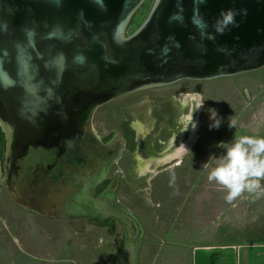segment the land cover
I'll return each mask as SVG.
<instances>
[{
  "label": "flooded vegetation",
  "instance_id": "af4514ba",
  "mask_svg": "<svg viewBox=\"0 0 264 264\" xmlns=\"http://www.w3.org/2000/svg\"><path fill=\"white\" fill-rule=\"evenodd\" d=\"M148 2L151 5L146 17L135 30L129 31L148 7ZM154 2L144 0L133 13L123 33L125 39L147 19ZM25 12L28 16L32 13L29 9ZM16 14L17 8H14L12 17L15 18ZM104 37L109 47V59L117 61V70H122L116 74L119 81L117 86H131V90L127 88L128 93L112 97L111 92L116 90H112L113 86L108 82L99 80L94 69L81 70L76 67L78 54L86 50L90 45L87 44L72 52L58 49L57 53L65 56L63 69L57 70L61 73L58 87L51 79L53 73L43 69L44 81L38 97L26 95L22 89L19 93L0 95V112L12 111V132L18 137L14 142L15 147L28 146L29 149L22 156L12 152L17 159L15 176L11 179L4 167L6 135L0 127L3 138V143L0 141V192L21 211L57 219L73 207L75 211L71 209L66 216L72 222L115 226L129 232L130 237L135 234V229L133 223L121 218V209L130 212L143 230L144 227L141 219L118 199L127 180L124 163L129 161V171L139 180L145 178L149 181L156 173L154 168L181 159L186 153L179 148L181 144L188 151L192 148V133L185 143L191 127L183 132L187 121L180 119L191 104L182 107V103L189 98L182 101L178 110L176 106L167 109L164 104L161 108L158 106L156 111L151 109L152 104L174 101L190 93L186 89L176 92L175 87L192 80L154 87L156 75L152 74L155 82L143 76V59L141 64L139 57L135 59L133 50L128 48L131 45L120 41L119 35ZM138 45L141 50L142 43ZM19 46L26 47L27 43L22 36L18 38L14 35L12 53H16ZM9 68L19 83L26 80V66L11 64ZM175 113L177 118H168L167 128L152 127L149 133L153 121L156 125L158 121L145 119L146 115ZM22 117L27 120L21 121ZM106 118L111 119L110 125L104 124ZM155 129L159 131L156 137L152 133ZM162 133L164 139L161 138ZM116 216H120L121 220Z\"/></svg>",
  "mask_w": 264,
  "mask_h": 264
},
{
  "label": "water",
  "instance_id": "95a60500",
  "mask_svg": "<svg viewBox=\"0 0 264 264\" xmlns=\"http://www.w3.org/2000/svg\"><path fill=\"white\" fill-rule=\"evenodd\" d=\"M143 1L0 0V95L22 89L26 95L38 97L43 69L53 73L51 79L58 87L61 73L57 70L63 69L65 63L58 49L72 52L87 44L86 50L78 54L76 67L94 69L99 80L116 90L111 92L112 97L128 93L131 86H117L116 74L122 70L118 71L117 61L107 55L109 47L104 36L112 34L131 45L128 48L135 59L139 57V63L143 59V76L154 81L152 74L156 75L154 87L182 80L235 77L264 69V0H155L147 19L125 39L123 33L130 17ZM28 9L32 11L30 16L25 12ZM227 10L235 14L234 22L224 27L221 35L216 25L222 19L221 12ZM14 35L22 36L27 43L26 47L19 46L16 53H12ZM138 42L142 43L141 50ZM11 64L27 67V78L23 77L26 80L19 83L15 79ZM245 94L249 96L247 89ZM0 127L6 135L4 167L12 179L17 159L12 152L22 156L29 149L14 145L18 137L12 132L11 110L0 112ZM120 214L135 229L134 235L126 237L123 253H128L132 242L139 254L144 230L130 212L121 209Z\"/></svg>",
  "mask_w": 264,
  "mask_h": 264
},
{
  "label": "rangeland",
  "instance_id": "374dc122",
  "mask_svg": "<svg viewBox=\"0 0 264 264\" xmlns=\"http://www.w3.org/2000/svg\"><path fill=\"white\" fill-rule=\"evenodd\" d=\"M150 5L151 2H148V7L129 28V31L135 30L144 20ZM184 89L190 92L188 94L193 92L200 93L204 99L203 107L194 113L196 115L195 122L197 126L195 129L191 128L190 134L186 137L185 143L188 142L191 133V138L194 136L191 143L193 145H191L192 150L185 157H180L181 160L179 161L183 162L179 167L169 169L170 164H168L167 166L154 168L156 173L153 174L152 179L149 181L145 178L139 180L132 173L133 176L129 171L131 168L128 167L129 161H126L124 169L127 180L123 184L121 193L118 194V199L141 219L145 230L144 240H146V243L152 240L168 242V244L171 242L185 243L190 240L194 243L199 241L218 243L242 238L240 236L256 239L264 238V231L260 233V230H263V220L261 218L257 217V219L251 220L247 227L242 230L245 231L244 234L240 235L238 234V228L231 226L235 225L232 216L220 219L223 212H221V209L219 211L214 201L204 202L203 220H205L206 224L203 231H197L198 225L192 224L194 222L190 221L189 216L191 214V205L194 203V197L200 192H206L207 186H209L210 192L214 191L213 189L216 186L212 182L206 185L203 184L204 179L201 178L200 166L205 162L207 156H210L212 151L216 149V146H219L223 142H232L229 139L232 135L229 129V118L231 117L233 120L238 119L240 112L247 110L248 97L244 89H252L256 95L261 92H256L255 89L260 91L264 89V69L235 77H223L203 82H184L175 87L176 92L183 91ZM187 98L190 99V95L178 97L174 101L155 103L151 105V109L156 111L158 106L161 108L164 104L167 109H173L176 106L178 110L181 107L182 101ZM209 108L216 109L218 113L217 118L221 119L219 129L209 128V125L212 123L210 113L208 112ZM191 109H193V106L189 104L188 108L183 112H188ZM177 116L175 113V115H146L144 118H150V121L151 119H157L158 121L157 125L153 121L151 128H149L150 133L152 127L164 128L166 126L167 128L168 118H177ZM115 119L119 121L117 117ZM110 122L111 119L106 118L104 124L107 126V124L110 125ZM177 127L179 128L180 125L178 124ZM158 132L155 129V132H152L153 136L156 137ZM182 136L180 135L179 137ZM196 136L197 139H195ZM161 138H165L163 133L161 134ZM156 148L159 150L158 147ZM142 152L144 154V150ZM190 161H193L192 166H196L191 168ZM174 163L176 161L172 164ZM238 206H233L231 209L234 208L236 212ZM71 209V211H75L73 207ZM70 210L65 211L57 219L37 216L19 210L16 205L11 203L0 192V264H20L29 258H31L32 263L40 264L41 259L34 257V254H38L39 252L42 255L38 256H42L45 259L62 260L63 257L66 258L67 254L71 252L67 248H64L61 254H57V251L53 249H48V253L44 252V248L58 243L55 237L56 233L54 235V232H51L52 230H56L55 226L68 225L67 228L71 230L68 232V238L66 236L64 243H70L68 239H72L74 234H77L75 235L77 238H85V230L92 229L87 223L79 224L75 221L72 222L70 218L66 217L69 215ZM192 212L196 213V210H192ZM198 217L200 216L198 215ZM175 228L180 229V231H175ZM30 230L36 231L33 232L34 235L32 236H35L37 246L43 248L39 252L37 250V253H30L33 251L26 247L27 244L32 243L29 240ZM117 237H120L118 233ZM33 240L35 239L33 238ZM59 262L57 261V263Z\"/></svg>",
  "mask_w": 264,
  "mask_h": 264
},
{
  "label": "crops",
  "instance_id": "0c3cea01",
  "mask_svg": "<svg viewBox=\"0 0 264 264\" xmlns=\"http://www.w3.org/2000/svg\"><path fill=\"white\" fill-rule=\"evenodd\" d=\"M247 90L249 92L248 98L246 97L248 101L246 106L247 110L240 112L238 119L234 120L236 127L229 128L232 133L231 137H229L231 141L244 135L264 137V89L262 91L255 89L256 92H261L257 95L252 89ZM241 116L245 117L242 118ZM224 144L229 143L223 142L219 146H216V149L212 151L210 156H207L205 162L200 166L201 178L204 179V185L209 184L207 179L208 173L211 167L215 166V162L210 161L209 168H203V165L208 163L211 157H219L225 154V148L221 146ZM191 150L192 148L189 152ZM187 154L185 153L182 158ZM179 160L181 159H175L176 163H171L169 169L181 166L183 161ZM192 162L190 161L191 168L196 166H192ZM212 183L215 184L214 182ZM261 185L264 187V180L261 181ZM216 186L213 189L214 191L211 192L209 186H207L206 192H200L194 197V203L191 205V214L189 216L190 221L194 222L192 224L198 225L197 231H203L204 225L206 224L205 220H203V208L205 206L204 202L206 201H214L219 211L221 209L223 214L220 219L232 216L235 225H229L238 228V234H244L245 231L242 230L247 227L251 220H255L257 217L263 220V230H260V233L264 231V193L245 192L233 202L228 203L224 199L226 191L217 184ZM213 192L214 194H212ZM237 205H239L238 210L235 212V209L231 208ZM192 210H196V213H193ZM194 216L195 218H193ZM90 226L92 229L85 230V238H77L75 236L77 234H74L72 239H68L70 243H64L68 232L71 231L67 228L68 225L55 226L56 230H52L51 232H54V235L56 233L55 237L58 243L44 248V252L48 253V249H53L57 251V254H61L64 248L69 249L72 253L69 252L67 254L68 256L66 258L63 257L62 260H51L38 256L42 255L39 251L43 248L37 246L36 238L32 236L34 235L33 232L36 231H29V240L32 243L27 244L26 247L33 251L30 253H37L38 250L39 253L34 254V257L41 259L40 264H264V238L256 239L240 236L242 238L218 243L202 241L194 243L190 240L185 243L171 242L168 244V242H157L156 240L146 243V240H143V235L139 254H137L132 242L129 244L130 250L124 254L125 240L127 236L129 237V232H126V230L121 231L115 226ZM78 230L80 231V229ZM175 231H180V229L175 228ZM117 233L120 237H117ZM57 261L60 262L57 263ZM20 264L34 263L29 258Z\"/></svg>",
  "mask_w": 264,
  "mask_h": 264
},
{
  "label": "clouds",
  "instance_id": "9594fccd",
  "mask_svg": "<svg viewBox=\"0 0 264 264\" xmlns=\"http://www.w3.org/2000/svg\"><path fill=\"white\" fill-rule=\"evenodd\" d=\"M234 15L232 10L221 12L222 19L218 20L216 25L219 34L222 35L224 27L234 22ZM186 95H190V99L182 103V107H187V104L191 103L193 110L182 113L180 117L181 120L187 121L184 131H187L189 127L196 128L197 123L194 121V113L201 109L204 103L200 93L193 92ZM208 112L212 121L209 128L219 129L221 119L217 118L216 109L209 108ZM229 127H236V122L231 117L229 118ZM221 146H224L225 154L219 157H211L209 162L203 165V168H209L210 161L215 162V166L211 167L207 179L210 183L214 182L226 190L224 197L226 202H233L245 192L264 193V187L261 185V181L264 180V137L244 135L238 139L235 138L229 144ZM179 148L189 153L183 144Z\"/></svg>",
  "mask_w": 264,
  "mask_h": 264
},
{
  "label": "trees",
  "instance_id": "16d2710c",
  "mask_svg": "<svg viewBox=\"0 0 264 264\" xmlns=\"http://www.w3.org/2000/svg\"><path fill=\"white\" fill-rule=\"evenodd\" d=\"M0 141H1V143H3L2 135H0ZM1 150H2V148H1ZM1 150H0V151H1ZM0 155H1V152H0Z\"/></svg>",
  "mask_w": 264,
  "mask_h": 264
},
{
  "label": "bare ground",
  "instance_id": "6f19581e",
  "mask_svg": "<svg viewBox=\"0 0 264 264\" xmlns=\"http://www.w3.org/2000/svg\"><path fill=\"white\" fill-rule=\"evenodd\" d=\"M192 138L194 139V136Z\"/></svg>",
  "mask_w": 264,
  "mask_h": 264
}]
</instances>
